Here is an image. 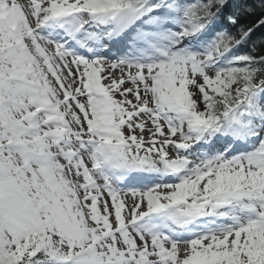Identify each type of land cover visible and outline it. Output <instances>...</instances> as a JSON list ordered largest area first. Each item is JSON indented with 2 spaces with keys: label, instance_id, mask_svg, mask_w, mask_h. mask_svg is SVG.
Segmentation results:
<instances>
[{
  "label": "snow or ice",
  "instance_id": "6c2138e0",
  "mask_svg": "<svg viewBox=\"0 0 264 264\" xmlns=\"http://www.w3.org/2000/svg\"><path fill=\"white\" fill-rule=\"evenodd\" d=\"M0 264H264V0H0Z\"/></svg>",
  "mask_w": 264,
  "mask_h": 264
}]
</instances>
